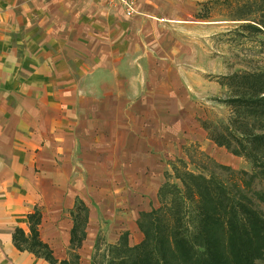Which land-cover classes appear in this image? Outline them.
Wrapping results in <instances>:
<instances>
[{
	"label": "crops",
	"instance_id": "0c3cea01",
	"mask_svg": "<svg viewBox=\"0 0 264 264\" xmlns=\"http://www.w3.org/2000/svg\"><path fill=\"white\" fill-rule=\"evenodd\" d=\"M203 1L215 0H135L129 17L108 0H0V264H52L16 239L37 210L55 264L68 259L78 199L88 244L142 195L132 161L169 159L180 131L207 138L179 69V31Z\"/></svg>",
	"mask_w": 264,
	"mask_h": 264
},
{
	"label": "rangeland",
	"instance_id": "374dc122",
	"mask_svg": "<svg viewBox=\"0 0 264 264\" xmlns=\"http://www.w3.org/2000/svg\"><path fill=\"white\" fill-rule=\"evenodd\" d=\"M190 20L193 24L179 31L184 61L189 62L179 69L192 73V96L182 102L187 118L194 116L207 138L200 141L180 131V146L173 147L169 159H158L156 166L154 160L132 161L134 180L128 186L135 189L140 180L137 191L142 195L131 200L132 209L126 199L118 202V227L102 221L99 234H92L97 241L96 237L78 250L80 264H109L121 255L130 256L131 252L124 251L122 233H129L128 247L145 240L150 221L148 216L142 219V212L156 211L153 214L161 222L174 221L177 213L191 234L197 225L198 190L212 197L220 187L264 217V149L249 142L264 133V122L241 115L227 102L241 92L235 81L253 75L264 80V0L203 1ZM193 133L190 129L187 135ZM218 134L225 137L227 146L211 138ZM138 168L147 172L142 175Z\"/></svg>",
	"mask_w": 264,
	"mask_h": 264
},
{
	"label": "trees",
	"instance_id": "16d2710c",
	"mask_svg": "<svg viewBox=\"0 0 264 264\" xmlns=\"http://www.w3.org/2000/svg\"><path fill=\"white\" fill-rule=\"evenodd\" d=\"M241 87L240 94L227 102L246 117L264 122V80L251 76L235 81ZM211 136V135H210ZM211 138L220 146H227L225 137L218 134ZM253 146L264 149V133L249 139ZM195 219L197 225L189 234L177 213L171 222H161L153 214L144 212L150 228L146 226V238L141 244L128 247V233L122 235L124 251L109 264H258L264 261V217L249 204L234 199L219 187L212 197L198 190ZM243 199V197L241 198ZM89 208L84 201L77 200L71 210L73 227L71 230L70 258L58 264H80L78 250L86 239V225ZM42 212L37 210L29 215L31 234L26 237L19 230L16 236L19 246L26 245L37 255L45 256L52 264L58 262L49 245L40 239L39 225ZM144 221V220H143ZM145 222L141 221L144 228ZM157 228V229H156ZM150 231H154L151 233ZM128 247V248H127ZM123 251V250H122ZM123 251V252H124ZM72 255V256H71Z\"/></svg>",
	"mask_w": 264,
	"mask_h": 264
},
{
	"label": "built area",
	"instance_id": "2783aa9c",
	"mask_svg": "<svg viewBox=\"0 0 264 264\" xmlns=\"http://www.w3.org/2000/svg\"><path fill=\"white\" fill-rule=\"evenodd\" d=\"M112 6H120L129 17H133L137 13L135 9V0H108Z\"/></svg>",
	"mask_w": 264,
	"mask_h": 264
}]
</instances>
